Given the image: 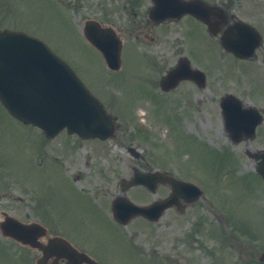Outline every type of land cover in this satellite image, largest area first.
I'll use <instances>...</instances> for the list:
<instances>
[{
	"label": "rangeland",
	"instance_id": "1",
	"mask_svg": "<svg viewBox=\"0 0 264 264\" xmlns=\"http://www.w3.org/2000/svg\"><path fill=\"white\" fill-rule=\"evenodd\" d=\"M97 1L0 0V28L44 39L119 125L106 141L66 132L46 140L0 101V188L14 194L17 215L45 222L52 233L67 235L105 264H264L259 258L264 251V181L248 155L264 147V135L231 142L212 94L224 90L216 82L212 91L189 80L177 90L161 91L160 77L178 59L171 37L142 48L153 66L134 44L127 46L123 69L109 73L103 56L78 33L81 18ZM192 42L197 45L191 46L190 59L214 81L220 60L212 40L195 37ZM222 72L227 78L234 74L231 68ZM128 146L137 147L143 159ZM134 167L165 169L198 183L204 195L187 204L184 213L169 208L156 222L136 217L120 225L111 215L116 196L125 193L150 203L170 192L164 184L155 195L134 186L123 192L121 179L130 180ZM4 242L0 237V264H30L19 257L26 251L32 258L37 254L19 246V254L13 250L16 257L8 255Z\"/></svg>",
	"mask_w": 264,
	"mask_h": 264
},
{
	"label": "water",
	"instance_id": "2",
	"mask_svg": "<svg viewBox=\"0 0 264 264\" xmlns=\"http://www.w3.org/2000/svg\"><path fill=\"white\" fill-rule=\"evenodd\" d=\"M88 38L103 51L110 66L119 67L121 46L118 45L117 39ZM202 75L200 70L191 67L187 59H183L162 79L161 84L168 90L176 86L182 78L190 77L201 81L199 76ZM0 98L13 115L25 122L39 125L49 135L55 134L64 127H67L70 132L77 131L83 136L106 137L112 134L113 122L110 116L71 67L42 39L25 32L8 29L0 31ZM229 114L231 122L229 129L232 136H235L241 133L239 123L245 122V119L235 110H231ZM260 156L262 159L258 171L264 177V151L260 153ZM158 181L172 185L173 192L168 198L155 201L148 206H141L127 197H121L113 204L116 218L124 223L137 214L157 219L169 206L178 205L182 208L179 199L181 193L187 187L194 186L160 172L142 175L135 182L154 186V183ZM153 189L155 190V187ZM200 194L201 191L197 190L194 196L186 199L192 202ZM121 199L125 201V204ZM10 220L18 226H26L13 218ZM4 232L16 235L6 228ZM62 242L51 240L47 253L49 254L52 250L50 246L53 243H58L69 257L85 259L90 264H96L89 260L86 254L79 253L69 243Z\"/></svg>",
	"mask_w": 264,
	"mask_h": 264
},
{
	"label": "flooded vegetation",
	"instance_id": "3",
	"mask_svg": "<svg viewBox=\"0 0 264 264\" xmlns=\"http://www.w3.org/2000/svg\"><path fill=\"white\" fill-rule=\"evenodd\" d=\"M182 1H185L184 6ZM155 5L154 0H98L90 13L81 19L83 23L88 19L96 22L93 24L95 31L100 27H111L119 37H134L146 48L152 43L166 42V38L171 37L170 47L178 57L186 55V48L192 46L193 37H212L220 60L216 84L224 91L232 90L244 103L259 109L263 122L258 125L255 138L264 135V0H174L168 2L164 12L173 17L165 20H161L159 10L154 11ZM187 5L193 12L180 15L179 12ZM196 13L202 14L206 20ZM181 37L188 39L185 41ZM225 37L231 38L230 45L234 50L225 48ZM230 68L234 74L227 78L222 70ZM3 200L6 202L4 205L1 203ZM7 212L22 218L15 210L14 195L0 190V222ZM12 240L10 245L25 246ZM30 256L22 260L37 264L38 255Z\"/></svg>",
	"mask_w": 264,
	"mask_h": 264
}]
</instances>
